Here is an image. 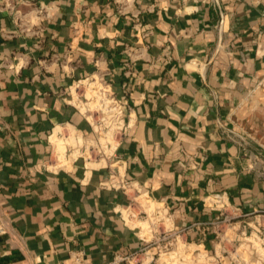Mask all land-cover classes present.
I'll return each mask as SVG.
<instances>
[{
  "label": "crops",
  "instance_id": "obj_1",
  "mask_svg": "<svg viewBox=\"0 0 264 264\" xmlns=\"http://www.w3.org/2000/svg\"><path fill=\"white\" fill-rule=\"evenodd\" d=\"M19 1L22 20L0 7V264L108 263L162 236L157 205L203 241L216 193L264 211V0ZM100 69L129 84L118 155L149 201L42 165L57 123L87 125L69 85Z\"/></svg>",
  "mask_w": 264,
  "mask_h": 264
},
{
  "label": "built area",
  "instance_id": "obj_2",
  "mask_svg": "<svg viewBox=\"0 0 264 264\" xmlns=\"http://www.w3.org/2000/svg\"><path fill=\"white\" fill-rule=\"evenodd\" d=\"M19 3V0H0V7L14 11L16 17L22 20L25 13L19 9ZM130 47H126L125 51L129 52ZM130 64L132 63L126 62L127 67H130ZM129 73L130 70L127 69L125 74L128 75ZM109 74L110 71L100 69L86 77L73 80L69 85L68 102L81 113L87 125L81 126L73 121L57 123L51 130L49 136L50 150L43 157L42 165L51 171L66 169L77 162H82L85 173L92 170H106V174L100 182L102 187L122 190L125 193L138 190L139 198L149 201L147 192H141V189L136 187L135 182L127 176L125 163L118 155L122 140L129 134L132 127L131 119L128 116V110L131 108L128 97L129 84L123 82L122 94H119L115 90ZM206 202L211 206L214 205L219 213H222V208L230 209L234 213V215H230V218L238 216L244 210L231 203L228 196L222 193L208 196ZM141 214L146 221L153 218L157 219L159 224L163 222L160 229L157 227L159 230L162 229V236L159 238H165L175 230L179 236H187L189 234L188 228H195L198 224L195 223L190 227H177L171 224L170 213L162 205H157L155 208L152 206L148 210L141 211ZM217 220H206L201 223L205 237L206 225L216 223ZM5 231L0 223V233ZM141 237L145 244L151 241L157 242L159 239H146L144 233L141 234ZM203 241L192 237V242L203 244ZM140 251L142 248L125 255L118 254L112 261L103 264H123L130 261ZM72 264L95 263L86 261L84 252L79 250L73 255Z\"/></svg>",
  "mask_w": 264,
  "mask_h": 264
},
{
  "label": "rangeland",
  "instance_id": "obj_3",
  "mask_svg": "<svg viewBox=\"0 0 264 264\" xmlns=\"http://www.w3.org/2000/svg\"><path fill=\"white\" fill-rule=\"evenodd\" d=\"M221 212L216 223L206 225L203 244L175 230L143 244L142 251L123 264H264V212L243 210L232 218L230 209Z\"/></svg>",
  "mask_w": 264,
  "mask_h": 264
}]
</instances>
